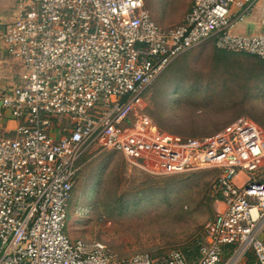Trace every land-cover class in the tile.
<instances>
[{"label":"built area","instance_id":"built-area-1","mask_svg":"<svg viewBox=\"0 0 264 264\" xmlns=\"http://www.w3.org/2000/svg\"><path fill=\"white\" fill-rule=\"evenodd\" d=\"M257 1L195 0L163 31L145 0H17L1 35L19 74L0 92V264H264V132L241 118L184 141L137 114L146 89L191 49L213 43L264 60V33H233ZM96 146L158 176L218 172L221 209L195 261L181 251L119 260L69 236L78 162Z\"/></svg>","mask_w":264,"mask_h":264},{"label":"rangeland","instance_id":"rangeland-1","mask_svg":"<svg viewBox=\"0 0 264 264\" xmlns=\"http://www.w3.org/2000/svg\"><path fill=\"white\" fill-rule=\"evenodd\" d=\"M193 3L146 0V7L159 24L175 26ZM221 55L206 43L179 56L146 89L137 114L183 138L212 137L236 117L264 132L258 124L264 122V63L247 54ZM85 157L67 230L72 239L103 243L119 260L186 246L221 209L208 198L218 178L215 170L158 176L148 168L129 167L121 154L98 146ZM184 212L189 220H182Z\"/></svg>","mask_w":264,"mask_h":264},{"label":"crops","instance_id":"crops-1","mask_svg":"<svg viewBox=\"0 0 264 264\" xmlns=\"http://www.w3.org/2000/svg\"><path fill=\"white\" fill-rule=\"evenodd\" d=\"M17 0H0V88L6 89L11 83H18V65L6 54L1 42L4 25L14 18ZM236 35H249L264 33V0H258L252 13L233 29ZM13 68V71H12ZM15 122L8 123L9 128H14ZM241 177L238 181L240 184Z\"/></svg>","mask_w":264,"mask_h":264},{"label":"trees","instance_id":"trees-1","mask_svg":"<svg viewBox=\"0 0 264 264\" xmlns=\"http://www.w3.org/2000/svg\"><path fill=\"white\" fill-rule=\"evenodd\" d=\"M195 1V0H194ZM145 2H146V0H145ZM194 4V3H193ZM193 4H192V6H193ZM147 6V5H146ZM192 6H191V8H192ZM191 8L188 10V12H187V14L191 11ZM148 9V8H147ZM186 14V15H187ZM186 15H185V17H186ZM185 17H184V19H185ZM153 18V17H152ZM184 19L182 20V22H180V23H178L177 25H175V26H170V25H162V24H159L154 18H153V20H154V22L156 23V25L161 29V30H163V31H169V30H172V29H175V28H177L178 26H180L181 24H183V22H184ZM213 44V43H212ZM213 46H214V44H213ZM215 47V46H214ZM216 49V48H215ZM216 51H217V54L219 55V54H222L221 56L222 57H220V58H223V56L224 55H226V54H234V53H228V52H222V51H219V50H217L216 49ZM187 53V52H186ZM185 54V53H184ZM254 58H257V57H255V56H253ZM177 59V58H176ZM175 59V60H176ZM260 62H263L264 63V60H261V59H259V58H257ZM158 78V77H157ZM156 81V80H155ZM154 83V82H153ZM152 86V85H151ZM150 86V87H151ZM149 87V88H150ZM149 88H147V90L149 89ZM146 90V91H147ZM146 93V92H145ZM242 117H236V118H234V120H232L230 123H228V124H226L221 130H219L217 133H219V132H221V131H223L224 129H226L227 127H229L231 124H233L236 120H238V119H241ZM155 125H156V127L158 128V130L159 131H161L162 129L160 128V125H158V124H156V122H153ZM258 124L261 126V127H263L264 128V122H258ZM162 132V131H161ZM216 133V134H217ZM215 134V135H216ZM171 135H174V134H171ZM174 136H177V135H174ZM214 136V135H213ZM177 137H179V138H181L182 140H184V141H186V140H189V139H195V138H183V137H180V136H177ZM123 156V155H122ZM124 157V156H123ZM87 158L84 156V157H82L81 159H80V161L78 162V167H80V169H79V172H80V170H81V168H82V163H84L85 162V160H86ZM189 174H194V173H189ZM185 175H188V174H183V175H176V176H179V177H182V176H185ZM77 179V178H76ZM216 182V181H215ZM73 193H74V190H73ZM73 193H72V197H71V200H72V198H73ZM212 198V200H214V201H218L219 200V198H218V196H216L215 195V193H214V184H213V186L212 187H210L209 188V195H208V198ZM71 202V201H70ZM69 206H70V204H69ZM183 215H182V220H183V216L186 218V219H190V214H189V212H184V213H182ZM69 216H70V212H69V207H68V220H69ZM215 219V217H213L212 219H210V221L208 222V223H210L211 221H213ZM208 223H206L205 225H203L200 229H199V232H198V234H197V236L191 241V240H189V239H187L186 241H185V245L186 246H184V245H182L181 246V248H177V249H174V250H172V251H181L184 255H185V257L187 258V260L189 261V262H192V261H195L197 258H198V252H199V243H201L202 242V240H203V236H204V232H205V230H206V226H207V224ZM67 229H68V227H67ZM191 241V242H190ZM94 242H98V241H94ZM190 242V243H189ZM172 251H169V252H162V251H160V252H158V253H156V254H150V253H145V254H149L152 258H154V259H157V258H168V256H169V254L172 252ZM144 254V253H143ZM137 255H140V254H137ZM136 255V256H137Z\"/></svg>","mask_w":264,"mask_h":264},{"label":"water","instance_id":"water-1","mask_svg":"<svg viewBox=\"0 0 264 264\" xmlns=\"http://www.w3.org/2000/svg\"><path fill=\"white\" fill-rule=\"evenodd\" d=\"M1 107H2V104H1V102H0V109H1Z\"/></svg>","mask_w":264,"mask_h":264}]
</instances>
